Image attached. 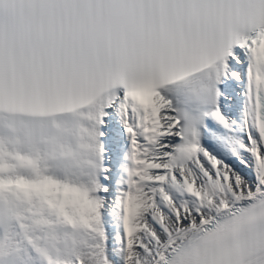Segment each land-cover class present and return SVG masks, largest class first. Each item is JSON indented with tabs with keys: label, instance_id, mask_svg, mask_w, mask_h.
<instances>
[{
	"label": "snow or ice",
	"instance_id": "6c2138e0",
	"mask_svg": "<svg viewBox=\"0 0 264 264\" xmlns=\"http://www.w3.org/2000/svg\"><path fill=\"white\" fill-rule=\"evenodd\" d=\"M0 264H264V0H0Z\"/></svg>",
	"mask_w": 264,
	"mask_h": 264
}]
</instances>
